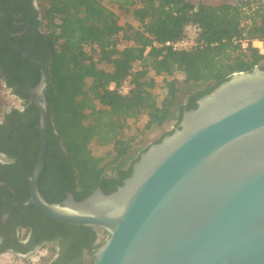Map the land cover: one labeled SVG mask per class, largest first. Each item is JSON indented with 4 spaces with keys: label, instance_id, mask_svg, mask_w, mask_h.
<instances>
[{
    "label": "trees",
    "instance_id": "trees-1",
    "mask_svg": "<svg viewBox=\"0 0 264 264\" xmlns=\"http://www.w3.org/2000/svg\"><path fill=\"white\" fill-rule=\"evenodd\" d=\"M253 1L210 6L190 0H111L105 6L101 0H43L38 6L41 18L37 26L46 51L25 50L42 62L47 71V151L41 179L54 142L62 149L55 168L56 177L69 183L66 190L75 201L98 189L109 194L130 176L132 164L142 152L173 131L163 133L140 149L128 163V152L134 141L124 136L128 120L145 116L144 130L175 120V128L184 109H195L200 97L232 74L250 72L255 66L264 70L260 56L251 50L243 53L232 42L242 33L250 39H264V3L252 9ZM0 4L12 5L14 0H0ZM245 9L251 12V18L245 15ZM129 15L138 24L120 25L122 18ZM188 25L199 28L201 47L187 52L152 47L143 57L145 48L153 41L164 43L183 38ZM118 42L132 43V46L117 52ZM3 51L0 68L6 87L16 86L12 94L28 101L27 90L38 83L39 71L18 53L10 54L6 40ZM134 61H140L141 69L130 75L128 70ZM177 72L184 74V85H204L189 93L184 103L176 101L180 90L174 79ZM128 76H131V89L122 96L117 90ZM157 82L166 90L161 98L154 93ZM110 85L114 86L113 90H109ZM30 108L35 111L30 122L18 124L3 139L15 147L13 152L6 153L23 161L28 171L34 166L40 148V133L34 127L39 123V113L33 104ZM92 144L111 146L112 155L94 156L90 151ZM39 191L48 203H59L62 199L47 196L42 189ZM45 218L67 227L72 234L70 243L75 247L72 253L62 251L51 264H82L83 254L93 256L102 244L93 227ZM2 252L4 249L0 248Z\"/></svg>",
    "mask_w": 264,
    "mask_h": 264
},
{
    "label": "water",
    "instance_id": "water-1",
    "mask_svg": "<svg viewBox=\"0 0 264 264\" xmlns=\"http://www.w3.org/2000/svg\"><path fill=\"white\" fill-rule=\"evenodd\" d=\"M18 35L9 36L10 47L39 71L30 101L39 113L40 148L21 206L95 228L102 244L93 256L84 253L82 264H264V70L234 73L195 109H184L172 133L148 145L115 191L48 203L38 189L47 71L11 42Z\"/></svg>",
    "mask_w": 264,
    "mask_h": 264
},
{
    "label": "flooded vegetation",
    "instance_id": "flooded-vegetation-1",
    "mask_svg": "<svg viewBox=\"0 0 264 264\" xmlns=\"http://www.w3.org/2000/svg\"><path fill=\"white\" fill-rule=\"evenodd\" d=\"M40 18L41 12L36 2L14 0L12 5L0 4V54L4 52L5 40L10 47L8 38L13 34L19 35L13 37L11 42L24 51L45 52V43L39 34L40 28L37 26V20ZM8 33L10 34L6 37ZM14 40L17 42L14 43ZM10 50V54L18 53L20 55L11 47ZM0 77L6 87L1 68ZM32 88L27 90L28 101L18 98L20 104L11 107L0 119V133H3V135L0 134V149L3 150L0 152V248L4 249L2 254L10 252L16 255H26L36 247L52 245L56 253L49 262L51 264L60 257L62 251L68 253L74 251L75 247L70 243L72 234L68 232L67 227L47 220L46 216L34 205L21 206L29 196L28 177L33 167L28 171L23 161H18L14 155H8L6 152L14 151V143L3 140L5 133L11 132L18 124H28L35 115V111L30 108L33 104L30 101ZM15 89L16 86H13L9 90L13 93ZM34 127L38 128V125H34ZM51 147V153L46 162L45 176L42 180L44 166L38 181V189H42L47 196L62 197L60 203L67 197V194L71 193L66 190L69 183L58 180L56 177L55 168L60 159L61 146L52 142Z\"/></svg>",
    "mask_w": 264,
    "mask_h": 264
},
{
    "label": "rangeland",
    "instance_id": "rangeland-1",
    "mask_svg": "<svg viewBox=\"0 0 264 264\" xmlns=\"http://www.w3.org/2000/svg\"><path fill=\"white\" fill-rule=\"evenodd\" d=\"M43 0H34L38 6L42 4ZM103 5L109 6L111 0H101ZM194 4L203 3L205 5L210 6H217L220 4H229V5H239L240 3H246L249 0H190ZM252 2V1H250ZM251 5L254 9L256 6L264 3V0H254ZM245 15L251 18V12L248 9H245ZM246 20V19H245ZM124 22H130L134 25H137L135 18L133 15H129L125 18H122L120 23L123 24ZM262 58V57H261ZM264 58H262L261 65H264ZM133 64V63H132ZM130 68L131 69V66ZM184 78L183 73H175L174 79L177 81L180 90L176 93V101L180 103H184L189 93L197 91L204 87L203 84H195V85H184L182 80ZM156 88L154 93L159 97H163L166 94V90L162 86L161 83L157 82ZM20 104L19 99L11 93V91L5 87L1 77H0V115L2 111L6 108L15 107ZM176 116V115H175ZM147 118L145 116L139 117L137 120H128L127 121V128L124 131L125 137H132L134 139L131 148L128 152V163H130L138 151L147 147L153 141H156L165 131L171 130L173 125L175 124V120L166 122L161 127H153L150 130H144V125L146 123ZM112 148L111 146H98L96 144L90 145V151L94 156L97 157H105L108 155H112ZM109 173V172H107ZM56 251L52 245H43L41 247H36L30 254L20 257L16 256L12 253H0V264H48L49 261L53 258Z\"/></svg>",
    "mask_w": 264,
    "mask_h": 264
},
{
    "label": "built area",
    "instance_id": "built-area-1",
    "mask_svg": "<svg viewBox=\"0 0 264 264\" xmlns=\"http://www.w3.org/2000/svg\"><path fill=\"white\" fill-rule=\"evenodd\" d=\"M199 28L194 25H188L184 29V36L181 39L175 41H165L164 43H158L153 41L149 46H147L143 52V57H146L149 50L154 48L164 47L172 52H187L193 50L197 47H201L202 44L198 41ZM232 42L238 47L239 51L245 53L247 51H254L258 56L264 58V39H250L247 37L246 33H242L240 36H236L232 39ZM132 46V43L118 42L115 45V50L117 52L123 51ZM95 48V47H94ZM141 69L140 61H134L131 69L128 73L131 75L136 71ZM131 76H128L120 87H118L117 92L124 96L131 89L130 85ZM114 86L110 85L109 90H113Z\"/></svg>",
    "mask_w": 264,
    "mask_h": 264
}]
</instances>
